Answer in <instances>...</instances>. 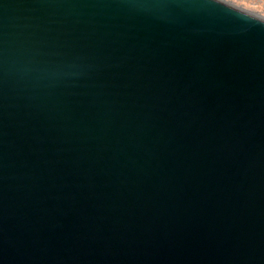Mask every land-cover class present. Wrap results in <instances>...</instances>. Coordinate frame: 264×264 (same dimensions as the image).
Returning <instances> with one entry per match:
<instances>
[{"label": "water", "instance_id": "95a60500", "mask_svg": "<svg viewBox=\"0 0 264 264\" xmlns=\"http://www.w3.org/2000/svg\"><path fill=\"white\" fill-rule=\"evenodd\" d=\"M0 264H264V18L0 0Z\"/></svg>", "mask_w": 264, "mask_h": 264}, {"label": "rangeland", "instance_id": "374dc122", "mask_svg": "<svg viewBox=\"0 0 264 264\" xmlns=\"http://www.w3.org/2000/svg\"><path fill=\"white\" fill-rule=\"evenodd\" d=\"M242 10L264 18V0H223Z\"/></svg>", "mask_w": 264, "mask_h": 264}]
</instances>
